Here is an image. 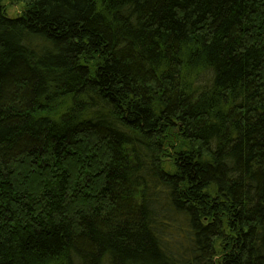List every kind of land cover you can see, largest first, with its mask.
I'll use <instances>...</instances> for the list:
<instances>
[{
    "label": "trees",
    "instance_id": "1",
    "mask_svg": "<svg viewBox=\"0 0 264 264\" xmlns=\"http://www.w3.org/2000/svg\"><path fill=\"white\" fill-rule=\"evenodd\" d=\"M0 264H264V0H0Z\"/></svg>",
    "mask_w": 264,
    "mask_h": 264
},
{
    "label": "rangeland",
    "instance_id": "2",
    "mask_svg": "<svg viewBox=\"0 0 264 264\" xmlns=\"http://www.w3.org/2000/svg\"><path fill=\"white\" fill-rule=\"evenodd\" d=\"M6 7H7L6 9H7L8 15L10 17H15L20 12V6H18V5H11V4L7 3Z\"/></svg>",
    "mask_w": 264,
    "mask_h": 264
}]
</instances>
